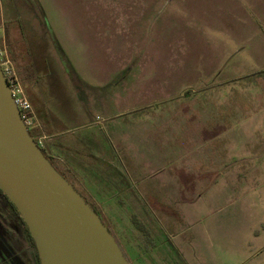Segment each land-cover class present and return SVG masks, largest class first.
I'll return each mask as SVG.
<instances>
[{
	"label": "rangeland",
	"instance_id": "1",
	"mask_svg": "<svg viewBox=\"0 0 264 264\" xmlns=\"http://www.w3.org/2000/svg\"><path fill=\"white\" fill-rule=\"evenodd\" d=\"M37 1L128 264H264V0Z\"/></svg>",
	"mask_w": 264,
	"mask_h": 264
},
{
	"label": "water",
	"instance_id": "2",
	"mask_svg": "<svg viewBox=\"0 0 264 264\" xmlns=\"http://www.w3.org/2000/svg\"><path fill=\"white\" fill-rule=\"evenodd\" d=\"M0 191L25 224L40 264H128L96 213L35 146L1 71Z\"/></svg>",
	"mask_w": 264,
	"mask_h": 264
},
{
	"label": "crops",
	"instance_id": "3",
	"mask_svg": "<svg viewBox=\"0 0 264 264\" xmlns=\"http://www.w3.org/2000/svg\"><path fill=\"white\" fill-rule=\"evenodd\" d=\"M33 2L0 0V36L5 38L12 70L29 105L33 122L29 133L44 135V148L59 171L73 176L72 144L79 142L88 149L91 139L84 132L89 124L83 110L76 108L60 69H55L57 58Z\"/></svg>",
	"mask_w": 264,
	"mask_h": 264
},
{
	"label": "flooded vegetation",
	"instance_id": "4",
	"mask_svg": "<svg viewBox=\"0 0 264 264\" xmlns=\"http://www.w3.org/2000/svg\"><path fill=\"white\" fill-rule=\"evenodd\" d=\"M67 182L82 197L84 202L91 209H94V207L87 201V199L76 189L74 184L70 180ZM94 212H96L95 209ZM98 217L101 223H103L101 217L99 215ZM116 243H118L117 240ZM122 254L126 259V255L124 254V252H122ZM0 264H40L34 243L25 224L20 218L15 207L10 203V201L1 191Z\"/></svg>",
	"mask_w": 264,
	"mask_h": 264
},
{
	"label": "built area",
	"instance_id": "5",
	"mask_svg": "<svg viewBox=\"0 0 264 264\" xmlns=\"http://www.w3.org/2000/svg\"><path fill=\"white\" fill-rule=\"evenodd\" d=\"M0 71L6 80L14 105L18 110L20 119L24 123L28 132V129H30L33 124L32 117L30 116L29 105L21 94L16 75L12 70L11 63L7 56L4 39L2 36H0ZM95 121H96L95 123L96 125L99 124L98 118H96ZM33 139L35 146L39 150L44 149V141H45L44 135L33 136Z\"/></svg>",
	"mask_w": 264,
	"mask_h": 264
},
{
	"label": "trees",
	"instance_id": "6",
	"mask_svg": "<svg viewBox=\"0 0 264 264\" xmlns=\"http://www.w3.org/2000/svg\"><path fill=\"white\" fill-rule=\"evenodd\" d=\"M33 1H34L33 2V5H31V6H32V8H36V10H37V16L40 18L41 25L46 30V26H45V24H44V22L42 20V13H41L40 7H39L38 3L36 2V0H33ZM3 26L4 25L2 23L1 24V28L2 29H3ZM45 32L48 33L47 30ZM48 35H49V33H48ZM3 39H4V43H5L4 36H3ZM6 51H7V46H6ZM28 134L33 139V136L31 135V133H29V131H28ZM72 145H73V148H74V152L72 154L73 161L77 162L79 166H81V167L85 166L86 168H88V167L91 166L90 164L92 163V161L95 162V160L93 159L92 155L90 154V152L88 151V149L86 148V146H84L82 143L77 142V143H73ZM46 150H47L46 148L40 149L42 155L48 160V162L50 163V165L57 171V173L61 177H63L66 181H69L68 177L63 172L59 171V169L57 168V166L55 165V163L52 161L51 157L47 154V151ZM87 163H90V164H87ZM94 209L96 211L95 212L96 215L98 216L99 215L98 211L96 210V208H94ZM94 209H92V210L94 211ZM130 223H131L132 227L137 232H139L141 235H143V237H144L145 240H147L148 242L151 241V238H150V235H149L148 230L145 228V226L141 222H139V220L136 219L135 216L131 215V217H130ZM107 231L109 232V230H107Z\"/></svg>",
	"mask_w": 264,
	"mask_h": 264
}]
</instances>
